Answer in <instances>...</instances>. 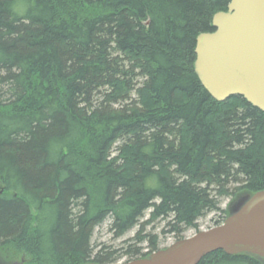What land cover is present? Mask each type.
<instances>
[{"label": "trees", "instance_id": "obj_1", "mask_svg": "<svg viewBox=\"0 0 264 264\" xmlns=\"http://www.w3.org/2000/svg\"><path fill=\"white\" fill-rule=\"evenodd\" d=\"M228 3L0 0V264L146 258L156 222L179 240L229 216L220 198L264 190V112L213 100L193 70ZM106 220L114 238L137 229L95 251ZM198 264L262 262L215 251Z\"/></svg>", "mask_w": 264, "mask_h": 264}, {"label": "water", "instance_id": "obj_2", "mask_svg": "<svg viewBox=\"0 0 264 264\" xmlns=\"http://www.w3.org/2000/svg\"><path fill=\"white\" fill-rule=\"evenodd\" d=\"M211 24L214 31L195 40L193 70L199 83L217 102L239 96L264 112V0H229ZM215 251L247 254L264 264V190L241 200L222 224L117 264H198Z\"/></svg>", "mask_w": 264, "mask_h": 264}, {"label": "rangeland", "instance_id": "obj_3", "mask_svg": "<svg viewBox=\"0 0 264 264\" xmlns=\"http://www.w3.org/2000/svg\"><path fill=\"white\" fill-rule=\"evenodd\" d=\"M219 203H220L219 209L226 211L228 215L234 209L232 208L233 207L232 204L229 207V204L231 203L229 197L220 198ZM148 212L149 211L145 212L144 218L142 219V221L148 217V214H149ZM223 216H225V214L214 213V212L206 214L204 217H201L196 222V225H197L196 230H194L193 228H189L183 232L184 238L192 237L195 233L199 231H206V230H209L217 226L216 223ZM165 223L166 221H158L155 223L154 229H153V233H156L158 235V243H159L160 248H165L171 245L175 241V238L173 237L172 234L162 233V230L165 229L164 228ZM136 229L137 227L133 228L131 231L125 233L120 238H114L112 233L109 231V220H106L100 226L95 228L93 235H92V240H91L92 246L94 247L95 251L98 250L101 246H110L111 248H114V249H120V247L123 246L124 241L131 238L134 235ZM125 260H126L125 258H121L118 263L125 262ZM18 261H15V262H18ZM15 262H13L12 264H14Z\"/></svg>", "mask_w": 264, "mask_h": 264}]
</instances>
